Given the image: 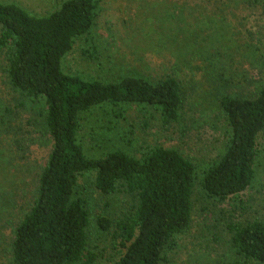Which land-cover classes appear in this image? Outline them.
I'll return each instance as SVG.
<instances>
[{"label":"rangeland","instance_id":"374dc122","mask_svg":"<svg viewBox=\"0 0 264 264\" xmlns=\"http://www.w3.org/2000/svg\"><path fill=\"white\" fill-rule=\"evenodd\" d=\"M0 1L43 15L64 0ZM96 1L93 26L74 41L64 70L102 81L171 75L180 83L182 103L179 119L169 124L151 106L92 107L82 113L78 131L85 152L102 156L120 149L141 156L161 145L191 160L198 177L190 224L161 264H228L234 256L228 224L264 220V130L257 141L255 178L245 192L224 201L211 198L199 178L228 144L220 96L251 97L264 86V0ZM50 149L44 101L10 85L0 51V264H15L13 230L32 206ZM95 175L84 173L76 186L90 211L87 244L97 254L95 264H115V220L132 209L133 198L122 190L102 195ZM102 216L111 222L108 230L97 223Z\"/></svg>","mask_w":264,"mask_h":264},{"label":"trees","instance_id":"16d2710c","mask_svg":"<svg viewBox=\"0 0 264 264\" xmlns=\"http://www.w3.org/2000/svg\"><path fill=\"white\" fill-rule=\"evenodd\" d=\"M96 0H64L48 14H33L14 2L0 1V51L10 85L44 101V123L51 149L29 211L13 230L15 264H95L88 248L90 211L77 191L79 177L95 171L102 195L122 190L132 209L115 220V264H161L190 224L195 164L177 150L156 145L141 156L117 149L89 156L78 137L82 113L96 105L138 104L159 110L176 122L182 103L179 81L165 75L152 81L124 75L115 81L86 79L64 70L74 41L88 34ZM229 139L218 161L204 167L199 184L211 198L227 200L246 191L255 178L257 141L264 130V86L251 97L220 96ZM108 230L111 222L97 218ZM234 256L228 264H264V220L231 222Z\"/></svg>","mask_w":264,"mask_h":264}]
</instances>
